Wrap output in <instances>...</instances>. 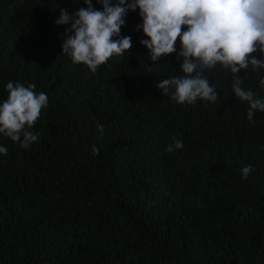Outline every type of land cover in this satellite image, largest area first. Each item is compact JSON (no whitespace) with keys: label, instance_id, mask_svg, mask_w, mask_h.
<instances>
[{"label":"trees","instance_id":"obj_1","mask_svg":"<svg viewBox=\"0 0 264 264\" xmlns=\"http://www.w3.org/2000/svg\"><path fill=\"white\" fill-rule=\"evenodd\" d=\"M80 7L0 0V103L9 81L48 96L29 148L0 134V264H264V111L248 119L219 64L204 71L217 102L163 95L156 83L183 75L180 43L153 64L139 9L120 31L129 51L95 73L74 64L71 21H55ZM237 75L264 99L251 66ZM173 138L183 147L170 153Z\"/></svg>","mask_w":264,"mask_h":264},{"label":"clouds","instance_id":"obj_2","mask_svg":"<svg viewBox=\"0 0 264 264\" xmlns=\"http://www.w3.org/2000/svg\"><path fill=\"white\" fill-rule=\"evenodd\" d=\"M102 10L93 7L92 0H84L86 7H80L72 16L62 10L55 21L71 27L65 34L62 54L74 64H83L95 73L113 55L122 56L132 47L130 36H120L122 26L129 11L136 12L142 24L146 39L141 44L148 50L153 64L161 57L177 52L179 40V68L183 75L164 79L156 83L163 95H169L176 104H194L197 99L217 102V90L209 84L204 75L206 69L217 64L230 70L233 75L230 87L234 95L249 108L247 117L251 121L255 110L264 111V99L257 98L251 90L242 88L238 73L251 66L260 76L259 83L264 87V59H257L259 51L264 57V0H96ZM151 70V68L149 69ZM36 85L24 86L9 81L6 84L7 99L0 103V134L19 142L27 149L36 142L39 133L29 129L38 120L42 109L47 107L46 93L35 91ZM27 126V127H26ZM103 134V125L98 126ZM183 141L173 138L166 151L181 149ZM94 155L99 149L93 145ZM0 154H7V148L0 146ZM252 165L241 169L242 177L254 172Z\"/></svg>","mask_w":264,"mask_h":264}]
</instances>
